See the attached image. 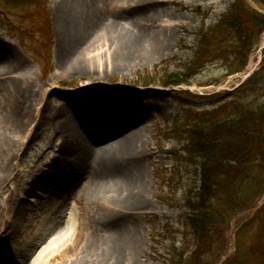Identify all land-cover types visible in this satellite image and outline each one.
I'll use <instances>...</instances> for the list:
<instances>
[{"label": "rangeland", "instance_id": "1", "mask_svg": "<svg viewBox=\"0 0 264 264\" xmlns=\"http://www.w3.org/2000/svg\"><path fill=\"white\" fill-rule=\"evenodd\" d=\"M38 1L46 13L50 36L48 40L42 38V33L38 31L42 18L37 19L35 15L42 12L36 11L38 7L32 0H0V9L5 11L7 17L5 22L0 21V38L11 43L19 55L30 62L35 82L37 85H43L44 92L55 90L50 100L52 105L65 103L62 98L66 95L68 102L81 110L79 114L86 120L84 129L88 134L97 133L92 126L93 121L89 122L87 119L93 117L94 122L97 123L102 115L93 116L87 111L92 107L97 112V106L101 108L103 105L110 110L106 115L109 120L119 122L123 127L129 124L130 119H134V124L127 129L137 124L143 131L141 149L146 157L143 162L142 183L149 206L139 211L137 218L139 246L135 254L127 256L125 264H163L173 237L179 248L181 240L177 233L180 229L178 222L185 211L179 208L168 209L160 200L166 197L173 198L168 190L166 193L162 192L159 177L171 173L172 167H178V163H174L172 159L176 158L175 152L180 144L165 139L163 134L161 136L158 134L166 127L167 119L170 121L181 115L182 107L198 112L216 108L223 101L216 94L221 95L224 91H230L240 83L243 74L227 76L235 70L237 59H234L231 49L224 51V48L235 46V43L234 40L229 43L231 38L226 28L219 26L225 9L234 0H161L154 9V12L159 15V21L155 26H150L149 23L139 19L140 4L135 3V0L134 2L131 0H87L90 5L101 11L102 16L108 19L114 16L124 25L127 24L128 15L132 14L135 17L132 29L144 37L143 49L146 48L144 52L147 53L139 52L141 58L130 63L128 70L119 72L116 69L114 72L107 61L115 51L111 49L107 51V46H103L101 40H98L96 49L90 54L93 60L84 64L86 68L82 69V72L76 71L78 67L75 64L60 63L55 55L58 36L56 23L58 0ZM242 1L248 10L258 13V9H255L247 0ZM253 1L256 3L255 0ZM256 4L261 11H264L263 5ZM147 11L149 12L148 9ZM31 16L35 22L33 31L29 28L25 35L18 36L5 29L4 24L7 27H19L14 29L18 30L32 22ZM197 34L201 36L204 34L206 43L215 50L212 57L205 60L200 70L190 77L188 85L182 84L175 88L163 89L167 91V94H156L158 97L155 100L146 101L147 88L160 90L161 87L152 84L144 87L142 85L144 80L149 77H158V73L182 72L184 69L182 67L192 60L197 46ZM164 36L167 38V47L160 51L153 50L154 42L161 43ZM261 40L262 43L257 44L249 56L248 67L264 56L262 52L264 34ZM36 61L42 66L41 70ZM255 67L257 69L258 65ZM168 91H177L172 93H177L178 96L171 98ZM180 91H186L187 95L179 96ZM69 93H74V98H71ZM183 97L190 106L181 105ZM83 101H88L87 106L80 105ZM55 145H58V142L50 143L45 148L44 144L38 140L30 141L28 144L30 149L23 160L15 161L14 173L18 176L17 179H13V175L10 177L8 187L13 188L22 183L32 184L36 178L40 179L43 175L41 172H44L48 180L54 184L55 189L51 195L47 196V204L49 206H57L61 203L65 205L62 215L66 217L72 215L71 219L75 227L78 224L77 214L82 218H87V214H102V206L97 204L91 208L92 211L80 213L78 207H85L86 203H89L86 186L90 179L81 177L78 163H74L76 164L75 176L78 174L75 177V187L70 184L73 181H68L61 174L51 170L49 164L53 161L52 150L56 149ZM181 189L182 185L175 191L176 200L180 199ZM26 200L28 201L26 205L35 203L33 196L26 197ZM263 205L264 196L253 207L237 214L230 221L224 231L223 249L220 253L222 256H217L214 264H264L262 262L264 260L256 251L258 245L264 248V235L262 238H256L263 234L261 228L264 227V212L259 216L256 215ZM96 229L99 240L105 233H102L98 227ZM192 250L188 248L185 256L188 257Z\"/></svg>", "mask_w": 264, "mask_h": 264}, {"label": "bare ground", "instance_id": "2", "mask_svg": "<svg viewBox=\"0 0 264 264\" xmlns=\"http://www.w3.org/2000/svg\"><path fill=\"white\" fill-rule=\"evenodd\" d=\"M135 3L140 4L139 19L155 26L159 15L154 9L161 0ZM57 9L55 55L60 63L75 64L77 72L93 60L90 54L98 40L107 51H115L107 60L114 72L128 70L146 49L144 37L132 29V14L127 17V27L114 16H102L87 0H58ZM167 44L164 36L152 48L160 51ZM54 94L55 90L44 92L43 85L36 84L30 62L0 38V264H125L139 246V211L149 206L142 183L146 157L141 149L143 131L137 124L127 129L134 119L123 127L109 120L106 115L110 110L103 105L97 106V112L92 107L87 111L102 115L97 123L93 117L87 119L93 121L97 133L88 134L81 110L68 102L66 95L62 98L65 103L52 105ZM87 102L80 105L87 106ZM37 140L45 148L58 142L49 168L73 181L74 187L78 175L74 166L80 164L81 177L90 181L86 186L89 203L78 209L84 213L98 204L102 214H87V218L77 214L74 227L72 215H62L65 205L47 204V196L55 189L44 172L31 185L8 187L10 177L18 176L15 161L23 160L29 142ZM31 196L35 203L26 205V197ZM97 227L105 233L99 240Z\"/></svg>", "mask_w": 264, "mask_h": 264}, {"label": "trees", "instance_id": "3", "mask_svg": "<svg viewBox=\"0 0 264 264\" xmlns=\"http://www.w3.org/2000/svg\"><path fill=\"white\" fill-rule=\"evenodd\" d=\"M37 5V19L42 18L38 31L49 39V25L41 3ZM264 6V0H255ZM3 16V11L0 10ZM20 29H34V20ZM250 23V26H249ZM29 26V27H27ZM219 26L226 28L231 49L237 59L235 74L243 71L248 55L264 31V16L248 10L242 0H234L221 18ZM36 33H38L36 31ZM197 46L192 60L182 72L158 73V77L144 80L143 86L159 85L163 88L189 84L203 62L212 57L215 50L206 43L204 34H197ZM261 68L253 73L240 87L220 95L223 100L216 108L192 111L182 107V113L166 121V127L158 136L180 144L175 152L178 167L167 178L160 176L162 192L168 190L173 198H161L168 209L185 211L179 217L180 245L173 237L163 264H214L221 257L224 231L239 213L253 207L264 195V60ZM229 76V75H227ZM148 91L147 99H155L156 93ZM170 94V95H169ZM176 98L177 93H168ZM181 92L179 96H186ZM182 106H190L184 97ZM181 165V166H180ZM182 185L180 199L175 191ZM168 196V193H167ZM264 212V205L256 213ZM263 234L256 236L262 238ZM256 247L264 260V248ZM188 248L193 250L185 256ZM185 256V257H184ZM264 263V261H262Z\"/></svg>", "mask_w": 264, "mask_h": 264}, {"label": "water", "instance_id": "4", "mask_svg": "<svg viewBox=\"0 0 264 264\" xmlns=\"http://www.w3.org/2000/svg\"><path fill=\"white\" fill-rule=\"evenodd\" d=\"M251 3V2H250ZM253 5V3H251Z\"/></svg>", "mask_w": 264, "mask_h": 264}]
</instances>
